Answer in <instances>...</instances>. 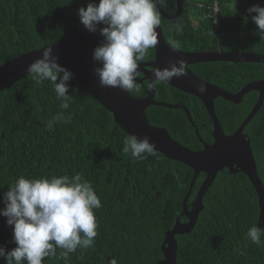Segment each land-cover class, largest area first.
Returning <instances> with one entry per match:
<instances>
[{
    "label": "trees",
    "instance_id": "obj_1",
    "mask_svg": "<svg viewBox=\"0 0 264 264\" xmlns=\"http://www.w3.org/2000/svg\"><path fill=\"white\" fill-rule=\"evenodd\" d=\"M89 2L98 0H0V65L55 42L79 21L78 8ZM215 4L218 10L212 18ZM253 4L264 6V0H183L180 16L174 20L161 16L160 28L167 42L169 28L176 23L182 25V33L175 36L182 51L219 47L224 52L264 55V39L255 34L256 25L246 12ZM159 6L172 15L176 1L162 0ZM102 40L98 31L91 32L88 44L95 48ZM153 58L154 49L142 62ZM189 68L202 80L231 93L264 78V65L259 63L208 62ZM142 78V74L137 77L140 93L129 92L132 97L143 98L149 89L147 79L138 81ZM68 94L72 96L70 107L62 110L51 85L45 82L37 87L30 75L0 92V193L20 175L39 178L79 173L92 183L102 207L95 211V247L77 249L70 255L69 264L158 262L162 259L164 233L182 211L192 169L160 153L133 162L122 152L127 134L116 125L111 113L73 79ZM257 95L249 92L237 105L221 98L214 100L215 114L225 134L236 130ZM154 100L185 105L200 137L212 142V122L199 99L159 84ZM58 112L70 115L71 122L57 123L49 131L46 123ZM146 116L151 125L166 129L178 143L193 151L201 149L181 109L149 106ZM244 133L264 188V100ZM203 178V174L198 175L188 202ZM202 204L192 231L176 236V264H264V248L245 238L248 227L257 224L259 214L257 196L245 175L219 172ZM5 221L0 217V246L10 250L15 244ZM0 264L6 261L0 258ZM44 264L64 261L45 258Z\"/></svg>",
    "mask_w": 264,
    "mask_h": 264
},
{
    "label": "clouds",
    "instance_id": "obj_2",
    "mask_svg": "<svg viewBox=\"0 0 264 264\" xmlns=\"http://www.w3.org/2000/svg\"><path fill=\"white\" fill-rule=\"evenodd\" d=\"M160 3L162 0H98L78 8L83 27L89 32L98 31L103 37L92 54V59L101 65L94 69L101 87L140 93L138 66L158 44L156 29L161 26V15L157 5ZM246 12L256 25L255 34L264 39V6L253 4ZM182 31L180 23L169 28L167 42L173 51L182 47L175 38ZM26 71L37 87L49 83L60 108L69 109L72 101L68 94L69 82L73 74L58 63L51 47H44L41 56ZM152 74L154 78L147 84L148 88L169 83L174 77L187 76V65L183 59L169 61L164 68L154 67ZM197 91L204 94L207 89L201 85ZM70 122V115L66 117L58 112L47 121L46 127L51 131L57 123ZM122 152L133 162L157 155L155 144L149 142L148 136L138 139L135 134L124 137ZM0 204H3L0 217L6 218L15 244L10 250L0 246V258L6 264H44L45 258L69 264L70 255L77 249L95 247L98 236L95 211L102 204L92 183L79 173L39 178L20 175L0 193ZM245 238L264 248V228L258 224L248 227Z\"/></svg>",
    "mask_w": 264,
    "mask_h": 264
},
{
    "label": "water",
    "instance_id": "obj_3",
    "mask_svg": "<svg viewBox=\"0 0 264 264\" xmlns=\"http://www.w3.org/2000/svg\"><path fill=\"white\" fill-rule=\"evenodd\" d=\"M176 8L172 15L164 13L157 5L160 15L168 20H174L180 16L183 9V0H175ZM158 32V44L154 49V58L146 62H140L139 74L143 75L139 82L147 79L148 83L154 78V67L164 68L169 61L183 59L187 65V76L179 79L173 78L168 84L174 89L192 95L199 99L207 112L211 122L212 142L207 143L200 137L197 127L192 121L188 108L182 103L169 104L154 100L156 86L149 88L143 98H135L129 92L114 87H101L98 78L94 75V69L100 67V63L92 59L94 48L88 44L90 34L81 24L80 20L70 29L66 30L55 42L32 50L15 57L0 65V92L10 88L16 82L29 75L26 71L28 65L41 56L44 47H51L53 55L58 57V63L73 74V80L82 87L105 111L111 113L116 125L127 135L135 134L138 139L149 137V142L155 144L157 153L166 158L178 161L193 171L188 191L182 201V211L175 219L170 230L164 233L161 244L162 259L154 264H176V236L189 234L195 227L198 215L203 209L202 199L206 191L214 182L219 172L226 170L229 174L242 173L253 187L257 196L259 209L257 224L264 228V188L257 174L256 162L250 146V140L244 133L246 125L258 113L264 100V78L252 81L244 85L235 93L228 92L216 85L210 84L199 78L189 67L191 65L208 62L231 63H259L264 65V55L249 52H224L217 47L215 50L206 49L200 52L173 51L164 39L161 28ZM203 85L207 91L201 94L197 91ZM249 92H256L257 98L251 110L236 130L227 135L222 130L215 114L214 100L221 98L234 105L240 104L243 97ZM149 106H161L170 109H181L195 130V135L202 147L193 151L175 141L168 131L162 127H156L149 123L146 110ZM199 174H203L195 196L188 202L195 181ZM184 216L186 222H180Z\"/></svg>",
    "mask_w": 264,
    "mask_h": 264
},
{
    "label": "built area",
    "instance_id": "obj_4",
    "mask_svg": "<svg viewBox=\"0 0 264 264\" xmlns=\"http://www.w3.org/2000/svg\"><path fill=\"white\" fill-rule=\"evenodd\" d=\"M217 10H218V8H217V5L215 4L214 8H213V17L212 18H216Z\"/></svg>",
    "mask_w": 264,
    "mask_h": 264
},
{
    "label": "flooded vegetation",
    "instance_id": "obj_5",
    "mask_svg": "<svg viewBox=\"0 0 264 264\" xmlns=\"http://www.w3.org/2000/svg\"><path fill=\"white\" fill-rule=\"evenodd\" d=\"M181 217H184V216H181ZM181 217H180V218H181ZM180 218H179V219H180ZM184 218H185V217H184ZM186 221H187L186 218H185V221H183V220L181 221V220H180V222H186Z\"/></svg>",
    "mask_w": 264,
    "mask_h": 264
}]
</instances>
